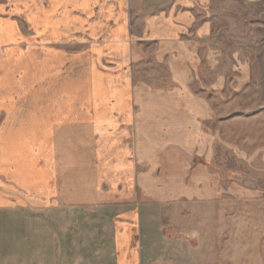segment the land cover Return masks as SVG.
<instances>
[{
  "label": "crops",
  "instance_id": "0c3cea01",
  "mask_svg": "<svg viewBox=\"0 0 264 264\" xmlns=\"http://www.w3.org/2000/svg\"><path fill=\"white\" fill-rule=\"evenodd\" d=\"M213 3L0 0L2 47L29 39L31 47L61 46L68 55L93 49L119 64L112 91L94 95L110 96L111 112L94 113L87 124L119 153L108 165L116 188L94 194L72 182L65 143L48 147L37 169L17 167L13 182L0 171V264H145L144 249L159 240L167 214L144 188L152 169H190L191 192L177 198L189 202L193 223L206 210L213 230L214 199L197 186L200 160L208 161L215 143ZM149 61L164 68L165 83L139 72Z\"/></svg>",
  "mask_w": 264,
  "mask_h": 264
},
{
  "label": "rangeland",
  "instance_id": "374dc122",
  "mask_svg": "<svg viewBox=\"0 0 264 264\" xmlns=\"http://www.w3.org/2000/svg\"><path fill=\"white\" fill-rule=\"evenodd\" d=\"M213 5L209 44L219 50L213 68L215 143L208 161L200 160L208 167L199 168L197 186L212 194L214 227L207 224L206 210L193 216V223L189 202L177 198L191 192L190 169H160L162 175L152 169L144 188L167 214L159 240L144 249L145 264H264V2L214 0ZM2 46L0 41L5 181L13 182L25 163L37 169L49 148L65 143L72 182L94 194L110 193L116 184L108 165L119 153L108 151L107 138L96 137L87 124L94 113L111 112L110 96L94 95L112 91L117 57L96 56L89 48L86 55H68L61 46L31 47L29 39ZM139 70L155 84L167 81L164 68L154 62Z\"/></svg>",
  "mask_w": 264,
  "mask_h": 264
}]
</instances>
